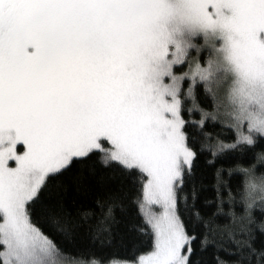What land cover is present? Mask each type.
I'll return each instance as SVG.
<instances>
[{"label": "snow or ice", "instance_id": "snow-or-ice-1", "mask_svg": "<svg viewBox=\"0 0 264 264\" xmlns=\"http://www.w3.org/2000/svg\"><path fill=\"white\" fill-rule=\"evenodd\" d=\"M0 264H264V0H0Z\"/></svg>", "mask_w": 264, "mask_h": 264}, {"label": "trees", "instance_id": "trees-1", "mask_svg": "<svg viewBox=\"0 0 264 264\" xmlns=\"http://www.w3.org/2000/svg\"><path fill=\"white\" fill-rule=\"evenodd\" d=\"M194 119L196 118V117H193Z\"/></svg>", "mask_w": 264, "mask_h": 264}]
</instances>
